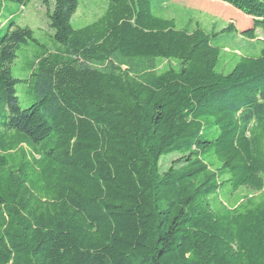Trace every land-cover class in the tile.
<instances>
[{
	"label": "trees",
	"instance_id": "16d2710c",
	"mask_svg": "<svg viewBox=\"0 0 264 264\" xmlns=\"http://www.w3.org/2000/svg\"><path fill=\"white\" fill-rule=\"evenodd\" d=\"M216 1L264 33V0ZM153 2L74 29L78 0H51L52 50L0 20V264H264V49L216 71L235 25L177 28Z\"/></svg>",
	"mask_w": 264,
	"mask_h": 264
},
{
	"label": "rangeland",
	"instance_id": "374dc122",
	"mask_svg": "<svg viewBox=\"0 0 264 264\" xmlns=\"http://www.w3.org/2000/svg\"><path fill=\"white\" fill-rule=\"evenodd\" d=\"M154 0L152 12L155 15L165 18H173L177 28L193 27L195 21L210 31L212 26L220 30L226 22L231 21L237 28V34L234 37L221 41L220 46L224 47L221 52V60L216 65L215 70L219 72H228L235 64L238 55H260L264 49V33L255 30L251 26V18L240 13L230 5L216 0ZM48 5L43 0H30L25 6H18L10 3L8 10L2 13L0 20L3 32L7 19L10 17L19 26H27L33 31V36L38 42L49 50L54 48L51 40L53 30L49 26L48 13L51 11V0ZM108 0H78L76 11L71 17V26L74 29L81 28L104 13L107 8ZM192 18V20H190ZM42 50L33 42L28 45L20 46L16 51V58L11 65V73L14 77L20 79L16 84V93L21 107H26L31 103V98L27 94V83L24 81L29 77L30 65L35 56ZM228 59V66H223V59ZM168 61H163L160 65L165 66ZM227 61L224 63L226 64ZM175 154L162 155L159 163L162 168L167 167L169 162L175 158ZM244 193V191H241Z\"/></svg>",
	"mask_w": 264,
	"mask_h": 264
}]
</instances>
